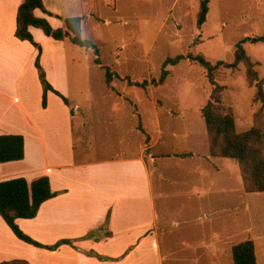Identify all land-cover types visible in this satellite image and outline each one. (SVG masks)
<instances>
[{
  "label": "rangeland",
  "instance_id": "rangeland-1",
  "mask_svg": "<svg viewBox=\"0 0 264 264\" xmlns=\"http://www.w3.org/2000/svg\"><path fill=\"white\" fill-rule=\"evenodd\" d=\"M46 1L54 8L57 0ZM201 1L60 0L64 16L87 15L83 21V37L92 40L100 48L103 65L110 67L122 78L115 77L113 83L109 84L107 70L95 63L92 50L77 46L71 40H66L58 48L54 44L57 41L53 38L45 40L44 43L40 42L42 49L45 47L47 50L46 66L43 63L42 65L53 78L60 80L57 72L61 65L57 58H61L62 66L68 74L65 95L71 102L77 103L76 112L80 107L94 113L99 121L94 125L96 131H101L104 122H107V126L114 132V119L119 115H127L129 121L139 129L146 126L151 131L156 130L150 102L153 99L152 93H155L163 121L169 127L165 134V144L158 149L170 144L163 150L198 153L195 158L183 163L202 165V178L199 175L192 177L190 173L172 168L168 174L173 177L174 183L165 185L171 197L158 200L160 210L162 211L165 203L169 207L170 215L177 222L184 221L189 216L196 201L199 207L202 206V215H205L204 225H200L198 221L197 228L182 229L179 226L180 229L178 227L171 231L169 245L174 247L178 253L176 258L179 259V262L172 264H183L181 261L187 256L195 261V251L185 252L184 241L196 244L201 238L209 240L218 232L220 224L229 228L233 240L257 236L258 263L264 264V192L246 191L236 160L222 156L207 158L209 147H212L211 138L210 134L207 137L203 113L197 114L199 108L202 110L210 100L213 90L204 67L192 64L188 59L177 65H168L171 73L162 87L149 85L144 89L123 79L129 77L133 82L158 79L168 58L188 53H203L212 63L233 62L237 43L248 37L249 40L244 46L252 60L258 63L256 69L264 80V0H211L210 12L202 31L197 25ZM51 16L55 17V14ZM56 18L62 19L59 16ZM46 38L42 36V39ZM37 52L39 53L38 48ZM16 53L18 57L15 58L10 72L4 75V85L6 89H10L13 100L22 98L25 84L30 82L32 75L30 66L34 67L35 75H38L34 63L36 58L32 63L33 58L26 50L19 49ZM216 79L226 87L223 92V106L227 111L233 112L237 132H245L254 125L264 130V111L261 118H256L263 103L254 99L256 88L248 83L245 65L241 64L237 70L222 69ZM120 94H124L128 100L125 109L118 106ZM31 97L39 99V103L43 100L42 93L36 89L31 92ZM195 115L198 117L193 118ZM167 117L171 121H178L183 117L186 120L184 125L171 124L165 120ZM129 121L125 119L127 130ZM185 130L192 131V137H186L183 134ZM176 131L178 133L175 136L173 134ZM138 137L142 143V137L145 136L139 134ZM216 152L220 155L218 148ZM262 152L264 154V144ZM175 163L179 162H165ZM196 179L201 187L198 195L192 194L190 189L191 182ZM207 214L213 215L208 219ZM226 214H233L234 220L226 218ZM167 237L168 235H164L163 241ZM232 257L230 251L228 260L222 264H233Z\"/></svg>",
  "mask_w": 264,
  "mask_h": 264
},
{
  "label": "crops",
  "instance_id": "crops-1",
  "mask_svg": "<svg viewBox=\"0 0 264 264\" xmlns=\"http://www.w3.org/2000/svg\"><path fill=\"white\" fill-rule=\"evenodd\" d=\"M43 1L55 17L48 16L41 10H37L36 14L49 18L54 28L65 27L63 19L68 16L62 14L60 0L55 1L54 8L46 0ZM21 3L22 0H0V77L10 72L19 49H24L31 55L32 63L38 55L33 44L15 36L17 12ZM57 16L62 19L56 18ZM84 17L87 18V15ZM31 31L39 44L52 38L39 28L31 27ZM42 34L48 39H42ZM66 40H56L54 44L58 48ZM46 54L47 50L43 47L41 60L45 66ZM57 59L61 65L57 72L60 80L53 78L49 70L47 77L55 89L65 95L68 74L62 66L61 58ZM30 68V82H26L21 99L13 100L10 89H6L4 85L5 77L0 78V134H22L25 137V158L1 163L0 181L21 176L31 181L35 177L48 175L52 189L62 193L45 202L37 217L17 221L26 233L43 244L52 245L61 239H72L74 245L65 244L57 250L30 245L17 238L0 216V263L15 260H24L30 264L179 262L176 258L178 253L169 245V235L179 226L182 229L197 228L198 221L200 225H204L202 206L199 207L196 201L190 217L186 216L184 221L177 222L165 203L162 211L160 210L158 200L171 197L165 188L166 184L174 183L173 177L168 174L169 170L180 169L190 173L192 177L199 175L202 178L204 169L202 165L183 163L195 158L198 155L196 152L174 153L163 150L170 144L158 149L165 144V134L169 127L163 121L155 93H152L153 99L150 102L156 130L151 131L143 126L142 132L129 121L127 115H119L114 119V132L107 126V122H104L101 131H96L94 125L99 121L94 113L80 107L76 112L77 103L71 102L66 95L69 105L60 96L49 92L47 108H43L42 99L40 103L39 99H32L31 92L36 89L43 95V87L39 75H35L34 67ZM118 97V106L125 109L128 100L124 94ZM198 113L202 114L201 108ZM138 114L141 116L140 111ZM197 117L195 115L193 118ZM125 119L130 122L129 130L124 125ZM165 120L171 124L184 125L186 118L171 121L167 117ZM176 133L178 132L173 135L176 136ZM139 134L145 136L142 137V143ZM183 134L192 137V131L185 130ZM210 156L220 157L213 155L209 147L207 158ZM170 160H177L179 163L165 164ZM190 189L192 194L198 195L201 187L198 186L197 179L191 182ZM212 215L207 214L206 217L210 219ZM225 217L234 220L233 214H226ZM91 233H95V237L89 236ZM164 235L168 237L163 241ZM232 238L229 228L220 224L218 232L209 240L201 238L196 244L184 241L185 252L194 250L196 256L195 261L187 256L181 262L205 264L208 261V264H222L228 260L232 247L241 241ZM253 238L258 252L259 239L255 235Z\"/></svg>",
  "mask_w": 264,
  "mask_h": 264
},
{
  "label": "trees",
  "instance_id": "trees-1",
  "mask_svg": "<svg viewBox=\"0 0 264 264\" xmlns=\"http://www.w3.org/2000/svg\"><path fill=\"white\" fill-rule=\"evenodd\" d=\"M211 0H202L197 14V25L201 30L207 22L210 12ZM41 10L44 14L51 16L43 0H22L17 12V27L15 36L21 41H29L38 48V55L35 60V67L38 71L39 80L43 87V108L48 105V93L54 92L69 105L68 98L55 89L47 77L41 57L42 46L35 40L31 27L39 28L46 36L58 41L70 39L75 45L91 49L95 55V63L101 68H105L107 82L111 84L115 77L122 78L118 73H114L110 67L103 65L100 48L90 39L82 35V25L84 16H73L64 19L65 27L54 28L46 17L36 14ZM60 17V16H59ZM248 37L241 40L236 45L235 59L233 62L217 61L212 63L203 53L179 55L175 58H168L162 68L158 79L144 80L143 82H133L129 77L131 85H136L146 89L150 84L158 87L166 82L171 71L168 65H177L182 60L188 59L192 64H199L207 71V77L213 86L210 100L203 107L202 113L205 118L208 133L211 138V153L234 159L239 163L241 175L247 192H264V154L262 145L264 144V130L256 125L245 132H237L235 116L232 111H227L223 106V92L226 87L217 81L216 76L222 69L237 70L241 64L246 67L248 83L255 86V101L262 102V108L256 113V118H261L264 111V80L260 77L256 69L258 63L254 62L248 54L244 44ZM142 131L143 129L140 128ZM219 149L220 155L216 152ZM25 158V137L22 134H0V164L12 161H20ZM62 192L54 191L51 179L48 175H41L29 181L25 177H15L0 181V216L20 240L39 248L57 250L62 245H74L72 239H61L55 244H43L28 233H26L18 223V219H33L37 217L43 204L52 198L59 196ZM110 219L108 215L107 222ZM106 234H109L107 232ZM95 233L89 236L95 237ZM234 264H259L257 256V246L254 238H246L236 243L232 247ZM0 264H30L24 260L3 262Z\"/></svg>",
  "mask_w": 264,
  "mask_h": 264
}]
</instances>
